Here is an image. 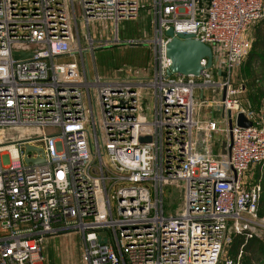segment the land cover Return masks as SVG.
I'll use <instances>...</instances> for the list:
<instances>
[{
  "label": "built area",
  "instance_id": "2783aa9c",
  "mask_svg": "<svg viewBox=\"0 0 264 264\" xmlns=\"http://www.w3.org/2000/svg\"><path fill=\"white\" fill-rule=\"evenodd\" d=\"M144 5L150 35L123 41L120 22ZM94 21L114 35L94 37ZM260 21L264 0H0V129L36 133L0 143V264H37L44 237L70 229L83 264H241L243 250H224L233 232L264 237L261 178L252 182L264 174V108L243 107L234 72ZM169 29L209 45L212 65L170 73ZM125 44H148L150 67L102 74L96 50ZM196 96L219 115L196 121ZM240 112L251 126L237 125ZM221 132L227 150L215 155ZM171 184L183 206L166 215Z\"/></svg>",
  "mask_w": 264,
  "mask_h": 264
},
{
  "label": "rangeland",
  "instance_id": "374dc122",
  "mask_svg": "<svg viewBox=\"0 0 264 264\" xmlns=\"http://www.w3.org/2000/svg\"><path fill=\"white\" fill-rule=\"evenodd\" d=\"M147 12V6L144 5V8L141 9L140 15L135 20H122L120 22V34L121 39L126 42V40L131 38L143 37L145 32L150 35L151 27L150 20ZM114 25L111 22H97L94 21L91 23V29L99 37H105L107 33L114 35ZM255 27L249 26L246 33L250 35V38H253ZM107 39V38H106ZM96 62L102 74H111V73H123L126 74V71L137 68H149V61L151 59V49L148 44H139V45H115V46H106L98 48L95 52ZM241 63L237 66L234 72V77L236 83L238 80H242L241 76ZM260 69L259 67H257ZM141 103L143 109V114L146 119L149 118L151 114L150 108H152V97L150 90L148 88H141ZM247 96V93L243 96ZM246 97H242V104L244 108L255 110V107L252 105L247 106ZM264 108V100L260 105V108ZM258 108V107H257ZM259 109V108H258ZM215 116L219 115L218 111L213 112L212 107H205L203 104V98L200 96L195 97V120L203 122L209 120ZM4 128V129H3ZM1 127L0 129V143H7L12 141L13 137H22L26 133V137L36 136L35 134H29L28 129L26 128H5ZM48 132L49 129H47ZM105 133V132H104ZM39 135V134H37ZM227 146V135L226 133H217L214 135L213 144L211 147L212 153L215 155H223L226 152ZM257 175V173H255ZM253 175L252 182H256V175ZM119 187V186H118ZM114 206L116 202L113 203ZM183 206V192L180 186L177 185H167L165 187V213L166 215L176 214L177 211ZM1 225H0V234H1ZM235 234H245V233H231L228 235L226 244H225V254L230 255V245ZM82 249H83V237L82 234L77 230L70 229L65 232L49 235L44 237L41 251L43 259L37 261V264H83L82 261ZM243 250V249H240ZM230 253V254H229ZM224 254V255H225ZM239 254V253H238ZM241 255V264H242ZM264 264V263H262Z\"/></svg>",
  "mask_w": 264,
  "mask_h": 264
},
{
  "label": "trees",
  "instance_id": "16d2710c",
  "mask_svg": "<svg viewBox=\"0 0 264 264\" xmlns=\"http://www.w3.org/2000/svg\"><path fill=\"white\" fill-rule=\"evenodd\" d=\"M254 27L252 45L241 62L239 76L243 80L247 101L249 100L253 107H259L264 100V21L258 22ZM256 178L257 180L261 178L262 186L258 213L264 216V174L261 175L257 170ZM240 249H243L242 264L264 263V237L235 234L231 241L229 256L236 258Z\"/></svg>",
  "mask_w": 264,
  "mask_h": 264
},
{
  "label": "water",
  "instance_id": "95a60500",
  "mask_svg": "<svg viewBox=\"0 0 264 264\" xmlns=\"http://www.w3.org/2000/svg\"><path fill=\"white\" fill-rule=\"evenodd\" d=\"M169 35L172 36L171 41L167 44V55L172 59V65L170 68V73H178L183 75H200L204 69L201 64V60L204 57L208 58V64L206 67H210L213 61L212 48L196 39L193 34H183L179 33L175 36L173 29L167 31ZM26 56H31L32 53H25ZM225 96V94H224ZM237 125L242 127H248L252 125V121L246 116L244 112L238 114ZM232 121H230V128H232ZM141 142L151 141L149 136H141ZM27 150H38L41 149L27 145ZM44 159H29L28 161L40 162Z\"/></svg>",
  "mask_w": 264,
  "mask_h": 264
},
{
  "label": "crops",
  "instance_id": "0c3cea01",
  "mask_svg": "<svg viewBox=\"0 0 264 264\" xmlns=\"http://www.w3.org/2000/svg\"><path fill=\"white\" fill-rule=\"evenodd\" d=\"M253 27H254V26H253ZM80 29H81V30L83 29L81 25H80ZM90 31H91V34H92L94 37H96V38H102V37H99V36L96 35V34H97V31H96V33L92 31L91 26H90ZM144 35H148V34L145 32ZM144 35H143V36H144ZM104 36H105L104 38L106 39V38L112 37L113 35H112L111 33H107V34L104 35ZM120 36H121V34H120ZM248 37L250 38V35H249V34H248ZM250 39H251V41L253 40L252 37H251ZM251 45H252V43H251ZM130 46H134V45H130ZM151 58H152V54H151ZM150 63H151V59H150V61H149V65H150ZM98 68H99V67H98ZM142 69H144V68H143V67H142V68H137V69H135V70L130 69V70H128V71H131V72H138V71H141ZM145 69H147V68H145ZM99 71H100V69H99ZM100 72H101V71H100ZM126 72H127V71H126ZM237 83H238V84H239V83H243V80H238ZM245 93H246V91L244 90V92L241 94V97H246L245 95L243 96V94H245ZM246 101H247V100H246ZM248 104L251 106V103H250L249 100L247 101V105H248ZM258 108H260V106H259ZM258 108L255 107V110H254V111H257ZM38 264H39V262H38Z\"/></svg>",
  "mask_w": 264,
  "mask_h": 264
}]
</instances>
